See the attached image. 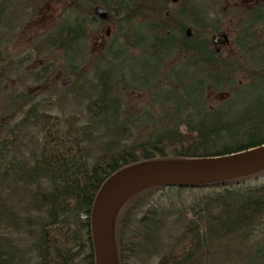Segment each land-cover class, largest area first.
Here are the masks:
<instances>
[{"label":"trees","instance_id":"obj_1","mask_svg":"<svg viewBox=\"0 0 264 264\" xmlns=\"http://www.w3.org/2000/svg\"><path fill=\"white\" fill-rule=\"evenodd\" d=\"M166 1L73 0L42 41L60 51L80 44L83 62L88 27L111 23L123 40L108 44L98 58L135 59L140 67L112 81L93 73L100 88L86 99L82 119L28 110L25 118L40 142L28 162L12 161L0 177L27 191L24 217L0 202V222L14 235L0 234V264H95L90 214L112 174L137 164L224 156L264 144V0L247 8L229 0L242 17L233 40L219 51L205 35L211 25L197 2L166 15ZM95 5L107 10V19L95 14ZM190 26L201 35L187 36ZM133 48L137 54L128 55ZM212 92L223 93L217 104L211 103ZM125 99L144 100L149 107L137 111ZM262 173L264 168L131 193L112 219L119 263L203 264L219 253L228 262L230 253L231 264H264V183L247 184ZM197 190L202 194L179 208L170 206ZM172 218L177 226L167 233L163 222Z\"/></svg>","mask_w":264,"mask_h":264},{"label":"rangeland","instance_id":"obj_2","mask_svg":"<svg viewBox=\"0 0 264 264\" xmlns=\"http://www.w3.org/2000/svg\"><path fill=\"white\" fill-rule=\"evenodd\" d=\"M71 1L73 0L10 1L12 3L11 12L7 9L3 24H9L11 18H14L16 31L12 47L15 53V63L13 66L14 73L5 77L3 75L8 74L9 68L0 65V177L12 161L28 162L32 149L36 147V143L40 142L41 135L37 128L28 125L29 119L25 118L30 108L59 116L77 115L82 119L86 99L100 88L97 86L98 83L96 84L93 80V73L100 77H109L108 81H112L119 75L127 76L139 71L140 62L135 59H111L108 61L107 57L108 62L106 63L98 58L101 53L105 52L108 44L113 42V45L117 46L116 44L123 40L122 35L113 34L116 27L111 23L97 26L94 24L88 27L89 32L85 42L86 57L83 62L80 44L75 46L73 51L63 49L60 51L55 49L53 45L49 43L46 45L42 42L50 34L54 25L62 19L61 17L65 13L64 8ZM256 1L239 0L238 4L242 8H247ZM192 2L198 3L201 12L206 11L205 14L211 26L205 35L209 39L218 31H225L230 41L233 40L236 24L242 17L240 15L242 12L235 11L229 0H218L214 4H211L209 0L201 2L198 0H177L176 2L169 0L165 3L164 12L169 11L171 14L183 4L189 5ZM134 24V27L137 26V23ZM107 27L110 28L108 36L105 33ZM190 28L192 29L191 26ZM193 34L197 36L201 35V32L199 29L193 28L191 35ZM39 36L42 39L41 44L36 39ZM28 52L32 54L31 59L17 63V59ZM221 53L226 54L227 49L222 50ZM127 54L135 56L137 50L135 48L129 49ZM40 72L42 75H46V78H39ZM129 95L136 98L146 97V94L140 93H129ZM222 95L223 93L220 92L210 93L211 103L217 104L222 100ZM124 102L137 111L149 107L144 100L125 99ZM263 183L264 173L247 180V184L261 185ZM22 187V184L16 185L10 180L3 184L0 178V202L2 201L7 207L6 209L17 215L19 213L20 217L25 216L21 206L23 205L22 201L27 196V191ZM162 192L156 193L162 194ZM201 194L202 192L198 190L187 192L182 195L181 202L177 200L174 205L170 206L179 208V204L183 201L188 202L194 196L197 197ZM4 225L0 222V234L7 233ZM176 226L174 218L166 219L163 222L164 230L167 233H174ZM13 236L12 233H7V237ZM152 239H154V233ZM221 254L219 253L216 259H214L215 256L209 255L210 257L206 258L203 264H231L234 255L229 253L226 257L228 259L226 263L220 260L223 256Z\"/></svg>","mask_w":264,"mask_h":264},{"label":"water","instance_id":"obj_3","mask_svg":"<svg viewBox=\"0 0 264 264\" xmlns=\"http://www.w3.org/2000/svg\"><path fill=\"white\" fill-rule=\"evenodd\" d=\"M94 12L101 19L108 18L107 10L101 5H95ZM169 14L167 11L166 15ZM109 32L110 28L107 27V36ZM191 33L192 29L187 27L185 34L191 36ZM211 42L229 45L230 38L225 31H218L211 37ZM159 164L166 166L156 167ZM263 168L264 144L224 156L143 163L115 172L102 184L91 209L90 230L95 264H120L114 245L112 219L119 204L131 193L158 184L193 185L252 173ZM122 188H128V191L118 199L108 215L111 197Z\"/></svg>","mask_w":264,"mask_h":264},{"label":"flooded vegetation","instance_id":"obj_4","mask_svg":"<svg viewBox=\"0 0 264 264\" xmlns=\"http://www.w3.org/2000/svg\"><path fill=\"white\" fill-rule=\"evenodd\" d=\"M11 0H0V65L3 67H8V74H4L3 77L11 75V73H14V63H15V53L12 47L13 38L15 36V29H14V18H11V21L9 24L5 25L3 24L4 18L6 17L7 9L12 7V3H10ZM11 12V11H10ZM7 26V27H6ZM41 44V36L36 38ZM35 39V40H36ZM216 50H220L222 47L227 45H222L220 43L214 44ZM39 49H41L39 47ZM40 52V51H38ZM41 53V52H40ZM32 54L30 52L24 54L20 58L17 59V63H20L21 61H28L31 59ZM4 71V69H2ZM1 73V71H0ZM39 78L44 79L46 78V75H42L41 72L38 75Z\"/></svg>","mask_w":264,"mask_h":264},{"label":"bare ground","instance_id":"obj_5","mask_svg":"<svg viewBox=\"0 0 264 264\" xmlns=\"http://www.w3.org/2000/svg\"><path fill=\"white\" fill-rule=\"evenodd\" d=\"M165 164H159L156 165V167H164ZM128 191V188H122L118 192H116L110 199L109 206H108V215L111 214L113 207L115 206L116 202L119 198H121L126 192Z\"/></svg>","mask_w":264,"mask_h":264}]
</instances>
